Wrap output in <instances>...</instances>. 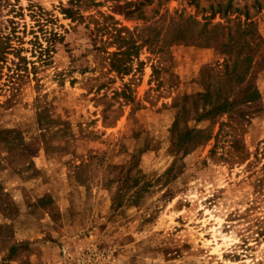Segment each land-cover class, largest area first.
Segmentation results:
<instances>
[{
	"label": "rangeland",
	"instance_id": "1",
	"mask_svg": "<svg viewBox=\"0 0 264 264\" xmlns=\"http://www.w3.org/2000/svg\"><path fill=\"white\" fill-rule=\"evenodd\" d=\"M13 20L0 140L47 210L13 264H264V0H0Z\"/></svg>",
	"mask_w": 264,
	"mask_h": 264
},
{
	"label": "crops",
	"instance_id": "2",
	"mask_svg": "<svg viewBox=\"0 0 264 264\" xmlns=\"http://www.w3.org/2000/svg\"><path fill=\"white\" fill-rule=\"evenodd\" d=\"M11 148L7 140H0V264L15 263L12 245L7 244L22 245L43 236L42 231L33 232L31 227H40L47 218L44 205L27 202L23 187L15 185L18 173L8 156Z\"/></svg>",
	"mask_w": 264,
	"mask_h": 264
},
{
	"label": "trees",
	"instance_id": "3",
	"mask_svg": "<svg viewBox=\"0 0 264 264\" xmlns=\"http://www.w3.org/2000/svg\"><path fill=\"white\" fill-rule=\"evenodd\" d=\"M65 13L69 15V17L74 18V13L76 14V11H73L72 9L65 8ZM33 15V14H32ZM38 15V13L34 14ZM73 15V16H72ZM78 16V15H77ZM76 18V17H75ZM37 25H39V28L41 30H44L43 23H40V18H35ZM14 24L12 25L11 32H9L7 35H0V62H6L8 59V54L12 53L14 54L17 59L14 57L11 59L12 63L16 65V69H20V66H24L28 63L26 57L21 54V51L23 50V45L25 43V39L23 35H20L17 33V24L15 21H12ZM35 32V31H34ZM43 34H45V39L47 40L48 45L46 47L42 46V43L40 42V37L35 33L33 36V39L31 40V43L35 48H39V53L42 56L43 53L49 52L50 49H52L53 41L58 38V33L56 31H43ZM36 51V49H35ZM45 51V52H44ZM132 59H130L131 62ZM124 70H129V67H127ZM12 77V75H10Z\"/></svg>",
	"mask_w": 264,
	"mask_h": 264
}]
</instances>
